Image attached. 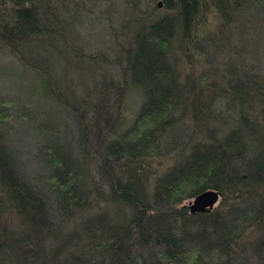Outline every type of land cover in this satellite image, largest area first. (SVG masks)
Instances as JSON below:
<instances>
[{
	"label": "trees",
	"instance_id": "obj_1",
	"mask_svg": "<svg viewBox=\"0 0 264 264\" xmlns=\"http://www.w3.org/2000/svg\"><path fill=\"white\" fill-rule=\"evenodd\" d=\"M161 1L122 24L117 78L70 99L29 48L69 60L82 5L0 0V58L29 79L22 99L0 69V264H264V0Z\"/></svg>",
	"mask_w": 264,
	"mask_h": 264
},
{
	"label": "rangeland",
	"instance_id": "obj_2",
	"mask_svg": "<svg viewBox=\"0 0 264 264\" xmlns=\"http://www.w3.org/2000/svg\"><path fill=\"white\" fill-rule=\"evenodd\" d=\"M82 9L80 10V15L76 19V24L71 26V30L67 32V44H65V50L62 51L63 54L69 59L64 60L59 53L50 50L47 45H42L36 47H30L32 57L35 56L37 60L33 59V62L40 68H45L40 64H45L49 71L57 76L60 80V85L63 86L64 92L68 98L72 96H79L80 93L88 87L91 89L94 80L100 79L101 75L106 76L107 79L111 77L117 78L118 76V66L113 61L116 59L118 54V45L127 44L129 37V32L125 30L122 24L129 26H137L136 13L138 16L141 10L146 8L148 0H77ZM53 5L59 6L58 0H52ZM72 6V2L68 3ZM132 4H136L137 8L132 7ZM61 16L67 17L65 12H62ZM253 11H249L246 16L240 19H245L248 24H252L250 19H252ZM136 19V20H135ZM137 23V24H136ZM264 25V23H262ZM236 26V25H235ZM251 26H257L253 24ZM259 57L264 65V35L260 41ZM97 54L96 61L88 60L81 63L78 62L79 54ZM65 57V58H66ZM259 58V59H260ZM90 59V58H88ZM80 61H83L80 59ZM41 62V63H40ZM19 62L15 59L10 58H0V69L9 66L12 67L13 73L9 74L8 79L9 88L11 92L20 94L19 96L24 99L28 86L29 79H25L22 75H17L16 73H23L26 75V71L21 68ZM2 77L0 76V81ZM4 78V77H3ZM23 90V91H22ZM36 93L31 97L32 102H40V106L47 111H58L59 105L55 102L50 103L47 99L43 100L39 95L40 91H35ZM11 93V94H12ZM92 93V92H91ZM58 108H57V107ZM41 107V108H42ZM54 115L57 112L53 113ZM20 132L27 133L25 139H23L20 146L21 149L30 148L34 143V138L32 136V127L21 126ZM24 145V147L22 146ZM24 155L28 156V152ZM194 197L186 198L185 203L192 201Z\"/></svg>",
	"mask_w": 264,
	"mask_h": 264
},
{
	"label": "water",
	"instance_id": "obj_3",
	"mask_svg": "<svg viewBox=\"0 0 264 264\" xmlns=\"http://www.w3.org/2000/svg\"><path fill=\"white\" fill-rule=\"evenodd\" d=\"M159 5L161 1L158 2ZM219 191L216 188H207L194 196L188 203L192 212L210 210L219 198Z\"/></svg>",
	"mask_w": 264,
	"mask_h": 264
},
{
	"label": "bare ground",
	"instance_id": "obj_4",
	"mask_svg": "<svg viewBox=\"0 0 264 264\" xmlns=\"http://www.w3.org/2000/svg\"><path fill=\"white\" fill-rule=\"evenodd\" d=\"M190 209V208H189ZM191 211V210H190Z\"/></svg>",
	"mask_w": 264,
	"mask_h": 264
}]
</instances>
